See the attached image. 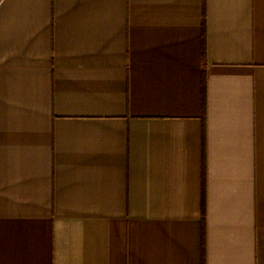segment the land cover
<instances>
[{
    "label": "crops",
    "instance_id": "obj_1",
    "mask_svg": "<svg viewBox=\"0 0 264 264\" xmlns=\"http://www.w3.org/2000/svg\"><path fill=\"white\" fill-rule=\"evenodd\" d=\"M0 264H264V0H0Z\"/></svg>",
    "mask_w": 264,
    "mask_h": 264
}]
</instances>
